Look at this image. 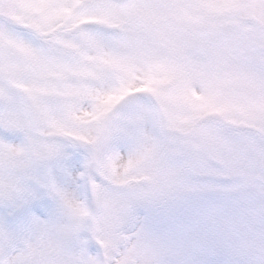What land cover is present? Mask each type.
Wrapping results in <instances>:
<instances>
[{"label":"snow or ice","instance_id":"1","mask_svg":"<svg viewBox=\"0 0 264 264\" xmlns=\"http://www.w3.org/2000/svg\"><path fill=\"white\" fill-rule=\"evenodd\" d=\"M0 264H264V0H0Z\"/></svg>","mask_w":264,"mask_h":264}]
</instances>
